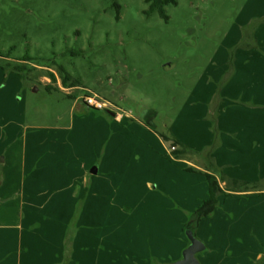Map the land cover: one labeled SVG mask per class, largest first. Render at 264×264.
I'll use <instances>...</instances> for the list:
<instances>
[{
  "label": "rangeland",
  "instance_id": "rangeland-1",
  "mask_svg": "<svg viewBox=\"0 0 264 264\" xmlns=\"http://www.w3.org/2000/svg\"><path fill=\"white\" fill-rule=\"evenodd\" d=\"M175 1L165 20L144 0H0V264L171 262L207 195L189 167L264 188V0ZM85 95L112 107L82 115ZM81 161L98 172L75 184ZM260 204L203 217L200 264L251 249L229 210Z\"/></svg>",
  "mask_w": 264,
  "mask_h": 264
},
{
  "label": "crops",
  "instance_id": "crops-1",
  "mask_svg": "<svg viewBox=\"0 0 264 264\" xmlns=\"http://www.w3.org/2000/svg\"><path fill=\"white\" fill-rule=\"evenodd\" d=\"M73 88V87H70ZM83 106L80 107V112L83 113L82 115H88V116H92L95 118H99L101 116L98 115H94L92 111H90L87 106L84 105L83 101H82ZM89 110V111H88ZM94 110V109H93ZM94 111H100V110H94ZM108 114L110 116H114V113L109 111ZM103 118V117H102ZM121 117H117L115 118V120H120ZM147 124V123H146ZM264 126V125H263ZM263 126L261 124V128L262 130L256 129V136L258 139H260L261 137H263L264 135V130H263ZM148 127V125H147ZM260 127V125L258 124V128ZM258 142V140H257ZM216 160V159H215ZM79 163V164H78ZM75 164V170H74V174L77 175L75 176V178L73 179V183H77L79 180L82 179V181H84L85 179H87V174L91 173V174H95L92 173L88 168H89V164L85 163L84 161L78 162ZM212 164V163H211ZM216 164L218 165V163L216 162ZM68 168V166H67ZM193 168H195L196 170H200V171H206L207 168L206 167H201V166H194ZM209 171V170H208ZM71 172V171H70ZM97 172H98V168H97ZM96 172V173H97ZM79 173V174H77ZM219 179V177H217ZM71 181H70V185H71ZM75 183V184H76ZM220 186L221 188H225V181H220ZM73 188V187H72ZM79 190L78 188L74 189V195L72 197L76 198L77 197V191ZM225 190V189H224ZM226 192H229L227 190H225ZM34 196V195H32ZM207 196V195H206ZM224 196V195H220L218 197V205H223L224 207L226 206H234V201L238 202H242L244 199L248 200V202H252L253 205H261L260 204V200L262 201V203H264V188H255L254 190H246V191H234L232 193H230V195ZM241 199V200H239ZM230 213H232V217L231 219H233V221H236V224L238 223H244L247 225V229L246 230H241V228L239 227L238 231L236 233H232V235L228 238H232L234 237V239L237 241H242L245 238H247L248 240H250V242L253 244V246L251 247V249L248 250H243L241 252V250L239 248H237L234 252L232 251L230 253V260L233 262H235V264H253V262H259V264H264V214H263V210L259 209L257 210L255 213L254 212H250V215L247 214L250 210H246V214H244L243 216L240 214L237 215V213L235 212L233 214L232 212V208L231 210H229ZM217 210L215 209L213 211L214 215H217ZM244 251H246L245 254H248L249 258L245 259L243 256ZM238 253V254H237ZM235 255V258H234ZM209 256H211L212 258H209ZM220 256V257H219ZM223 256H225L224 254L218 255L216 257H214L213 252H210L209 255H205L204 258H202L203 260H207L209 261V259L213 262H215V264H225V258H223ZM214 257V258H213ZM213 259V260H212ZM216 261L218 263H216ZM209 264V263H208Z\"/></svg>",
  "mask_w": 264,
  "mask_h": 264
},
{
  "label": "trees",
  "instance_id": "trees-1",
  "mask_svg": "<svg viewBox=\"0 0 264 264\" xmlns=\"http://www.w3.org/2000/svg\"><path fill=\"white\" fill-rule=\"evenodd\" d=\"M147 4H148V9L146 10V14H151L154 11H157L159 13V15L164 18L165 20H167V15L165 13L164 7L165 5L169 4V3H176L175 0H144ZM116 8L118 9L119 6L117 4H115ZM30 57L29 56H24L23 61H27L29 60ZM22 66H16L17 70H21ZM60 76H61V83L64 87H73L75 86V84H73V82H71V78L70 76L66 73L65 74V70L61 67L58 68ZM50 79L55 81V75L53 73L50 72ZM47 90L50 91V86L47 85L46 86ZM180 145V143L178 141H174L171 145V147H174V149L172 150L175 157H179L184 150L181 148H177V146ZM189 171H198L201 172L204 175L206 184H207V196L205 199L202 200V202L199 204V206L192 212L190 220L188 222V224L192 227L193 231L195 232V229L198 226L199 221L203 218L206 217L208 215H210L216 208L217 204H218V197L220 195H224V196H228L230 195V193L234 192V191H246L249 190L248 186H249V182L247 181H239L237 179L234 178H230L228 180L224 179V177H219V179L217 178V176L215 174H213L211 171H200V170H196L193 167H189L188 168ZM220 181H225V190L229 191L226 192L223 188H221L220 186ZM233 187H232V186ZM240 185V187L244 186L245 188L242 189H238L234 186Z\"/></svg>",
  "mask_w": 264,
  "mask_h": 264
},
{
  "label": "water",
  "instance_id": "water-1",
  "mask_svg": "<svg viewBox=\"0 0 264 264\" xmlns=\"http://www.w3.org/2000/svg\"><path fill=\"white\" fill-rule=\"evenodd\" d=\"M92 173L97 172L96 167L90 169ZM185 234L188 240L187 245L183 248L181 256L174 261L159 263V264H200L198 259V254L205 250V244L199 240L192 229V227L187 223L185 228Z\"/></svg>",
  "mask_w": 264,
  "mask_h": 264
},
{
  "label": "built area",
  "instance_id": "built-area-1",
  "mask_svg": "<svg viewBox=\"0 0 264 264\" xmlns=\"http://www.w3.org/2000/svg\"><path fill=\"white\" fill-rule=\"evenodd\" d=\"M82 101L85 106L88 108H92L95 110H104V109H109L112 107L111 104L106 103V101L102 100L101 98L97 97L96 95H85L82 98ZM174 147H171V150H173Z\"/></svg>",
  "mask_w": 264,
  "mask_h": 264
},
{
  "label": "clouds",
  "instance_id": "clouds-1",
  "mask_svg": "<svg viewBox=\"0 0 264 264\" xmlns=\"http://www.w3.org/2000/svg\"><path fill=\"white\" fill-rule=\"evenodd\" d=\"M131 15L133 19H138L139 18V13L135 10V8H133L131 10Z\"/></svg>",
  "mask_w": 264,
  "mask_h": 264
}]
</instances>
